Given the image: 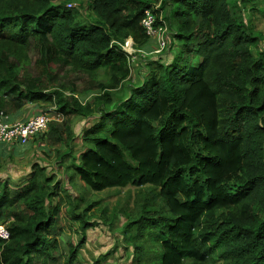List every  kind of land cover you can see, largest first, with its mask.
<instances>
[{
  "label": "trees",
  "instance_id": "obj_1",
  "mask_svg": "<svg viewBox=\"0 0 264 264\" xmlns=\"http://www.w3.org/2000/svg\"><path fill=\"white\" fill-rule=\"evenodd\" d=\"M77 1L0 0V111L32 103L60 113L63 125L69 115L93 117L77 157L69 129L56 121L39 139L63 141L58 158L70 156L66 168L92 191H155L136 196L137 209L121 206V225L100 221L132 247L133 263L264 264V35L244 13L257 0H88L91 18L68 6ZM147 8L174 50L170 59H144V77L133 84L121 44L131 37L150 50L141 24ZM32 47L39 75L27 69ZM51 64L86 75L93 96L80 97ZM125 83L126 95L115 98ZM46 170L34 162L22 182L0 179V223L8 229L0 264H81L86 230L99 224L87 211L98 200L82 212L69 201L81 236L61 262L58 220L68 189Z\"/></svg>",
  "mask_w": 264,
  "mask_h": 264
},
{
  "label": "rangeland",
  "instance_id": "obj_2",
  "mask_svg": "<svg viewBox=\"0 0 264 264\" xmlns=\"http://www.w3.org/2000/svg\"><path fill=\"white\" fill-rule=\"evenodd\" d=\"M88 3V0H81L72 2L71 4H68V6L71 5L72 8H74V10H76L84 18H91V13L87 8ZM156 5L157 3H155L153 7L155 8ZM257 7L264 9V3L261 0H257L256 5L253 7H251L248 3V6L246 9H244V13L245 17L250 20L249 23L253 30L264 35V14L258 11ZM258 45L260 48L264 47V38L258 42ZM147 46L150 50L145 52V50L142 49L141 52L143 53V56L140 55L139 52H136L134 57L130 59L131 73L129 81L133 84L140 83L144 77L147 62V60L144 59H156L158 57L170 59L171 54L173 55L174 47L171 46L170 39L168 37V30H163L161 35H156L153 38L149 37ZM158 46L164 48L159 52H155ZM29 58L30 63L27 69H29L32 74L39 75L43 67L42 64L39 63V50L35 47H32L29 51ZM50 69L57 73V75L61 77L62 81L73 82L76 86L77 94L80 97L87 96V87L90 81L86 75L74 73L68 68V66L65 68H59L58 66L51 64ZM126 86L127 84L125 83L117 91L114 97L118 98L126 95ZM96 92L97 90L93 89L90 93L95 94ZM92 96L93 95H89L87 98L89 97L88 99H90ZM35 107H37V109H41V111H48L47 108H49L48 106L44 107V105L41 104L33 105L30 103L24 106V111L31 112V110ZM28 112L26 115H28ZM35 112H37V110ZM49 112L50 114H54L51 110ZM63 119L56 122L60 123L62 128L65 126L69 129V132L72 136V139L70 140L72 146L71 157H77L78 153L87 147V144H83L82 142L81 131L83 128L89 127L93 123L94 119L93 117L82 118L77 115H69L66 117V122L64 125L61 124ZM47 131L48 129L43 133H46ZM64 135L65 134H63V138ZM39 143L41 144L38 147ZM66 147L67 146H65L63 141L50 143L46 138L39 139L38 135L37 138L33 137V141H29L25 145L17 146V149L22 150V154H20L22 157L15 158L12 161L14 166L25 171L30 170L29 168H31L30 166L32 163L37 162L39 165L46 167L47 174L49 176H53V182L59 181L60 185H65V187L68 189V192L63 196L64 198L62 200L59 215L60 218L58 220V226L62 232V234L59 236L60 248L59 253H57L58 256H60L59 260L61 262L63 261V257L67 255L66 253H68L69 244L71 246H75L81 236V234H79L78 223L73 222L74 220H71L68 217L70 216L71 208L69 201H73V203L78 201V206L75 211L82 212L87 206V202L91 200H98V202L94 204V206L89 211H87V213L91 214L94 212V217L90 219V221L97 220L99 224L97 226H91L87 228L85 243L84 246H81L78 249L77 259L81 264H92L99 256H103L104 258L102 264H135L133 263V256L129 252L132 250V247L127 245L129 249L126 251V247H124L125 243L123 244L124 241L121 240L120 235L117 234L118 232L109 229L107 225L101 223L100 221L109 216V218L113 219L114 224H117V221L120 219L118 224L121 225L124 223V220H122L123 215H120L119 213V208L125 203H128V208H132L134 205L133 209H137L134 204L136 196L144 199L149 193H155V191L150 189L151 187L149 189H145L143 188L145 186L135 187L130 185L124 188L107 189L102 192L92 191L77 176L73 175L72 167L66 168V166L72 162L70 156H65L63 159L58 158L57 150L62 152ZM1 165L2 164H0V166ZM21 174L23 173H11L10 175L11 177H15ZM26 175H22L18 178H25ZM69 175L73 176L69 182H67ZM9 177L10 176H6V178ZM18 178H16L14 181L22 182L17 180ZM59 195L60 194L53 197V202L56 201ZM80 195L83 196V199L79 200ZM73 197L77 201H74ZM103 206L104 208H102V211L104 212L97 210V208Z\"/></svg>",
  "mask_w": 264,
  "mask_h": 264
},
{
  "label": "built area",
  "instance_id": "obj_3",
  "mask_svg": "<svg viewBox=\"0 0 264 264\" xmlns=\"http://www.w3.org/2000/svg\"><path fill=\"white\" fill-rule=\"evenodd\" d=\"M154 22L155 15L152 13V9H145L141 24L144 28L145 33L150 38H153L156 35H161L163 30L166 31L165 25L159 24L155 26ZM122 48L123 50L128 52V55H130L131 58L134 57L136 51L143 55L140 50L132 47L131 39H126L124 44L122 45ZM163 48L164 47L158 46L155 52H159ZM7 118L8 116L3 111H0V140L8 144H25L38 133L46 131V129H48L50 121L59 120L60 113H55L54 115H52L47 112H41L30 116L28 119L15 121H9ZM0 237H8L7 227L3 223H0Z\"/></svg>",
  "mask_w": 264,
  "mask_h": 264
},
{
  "label": "crops",
  "instance_id": "obj_4",
  "mask_svg": "<svg viewBox=\"0 0 264 264\" xmlns=\"http://www.w3.org/2000/svg\"><path fill=\"white\" fill-rule=\"evenodd\" d=\"M38 110L37 107L33 108L31 110V112H27L24 111V107L21 109H18L14 112H9L8 113V119L10 121H15V120H24L26 119L28 116H30L31 114L35 113V111ZM39 134L35 135L34 137L37 138ZM29 141H33V137L29 140ZM28 141V142H29ZM27 142V143H28ZM41 143H39L38 147L40 146ZM21 145H25V144H19V143H5L2 140H0V164H2L0 166V179H5L6 176H10L9 178L11 180H15L16 178L20 177V176H24L26 175L30 170H21V168H17L16 166H14L12 164L13 159L18 158V157H22L20 154H22V150L17 149V146H21ZM44 146V145H43ZM31 167V166H30ZM3 168V170H2ZM30 169V168H29ZM11 173H23L21 175L18 176H12L11 177Z\"/></svg>",
  "mask_w": 264,
  "mask_h": 264
},
{
  "label": "clouds",
  "instance_id": "obj_5",
  "mask_svg": "<svg viewBox=\"0 0 264 264\" xmlns=\"http://www.w3.org/2000/svg\"><path fill=\"white\" fill-rule=\"evenodd\" d=\"M126 39H131V41H132V47H134L135 48V46H134V42H133V40H132V38L131 37H127ZM125 39V40H126ZM125 40H124V42H125ZM124 42L121 44V47H122V45L124 44ZM123 49V48H122ZM137 50H142V49H139V48H136ZM124 52H126L125 50H124ZM137 52V51H136ZM127 54H128V52H126ZM140 54V53H139ZM34 105V104H33ZM50 110L48 109V111H41V109H38L37 110V112H35V113H33V114H31L30 116H32V115H34V114H38V113H41V112H47V113H50L49 112ZM4 112V111H3ZM5 113V112H4ZM7 116H8V114L7 113H5ZM55 114V113H54ZM54 114H52V115H54ZM30 116H28L26 119H28ZM61 117H62V115L60 114V119L59 120H61ZM8 119V118H7ZM9 120V119H8ZM59 120H52V121H59ZM10 121V120H9ZM51 122V121H50ZM49 127V126H48ZM47 130V129H46ZM45 132V131H44ZM43 133V132H42ZM39 134V133H38ZM38 137V136H37ZM26 144V143H25ZM8 230V229H7ZM3 239H6V238H3Z\"/></svg>",
  "mask_w": 264,
  "mask_h": 264
}]
</instances>
